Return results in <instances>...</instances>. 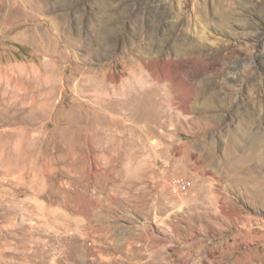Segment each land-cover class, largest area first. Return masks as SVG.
I'll list each match as a JSON object with an SVG mask.
<instances>
[{"label": "rangeland", "instance_id": "rangeland-1", "mask_svg": "<svg viewBox=\"0 0 264 264\" xmlns=\"http://www.w3.org/2000/svg\"><path fill=\"white\" fill-rule=\"evenodd\" d=\"M255 117L264 153V0H0V264H264V178L204 161Z\"/></svg>", "mask_w": 264, "mask_h": 264}, {"label": "bare ground", "instance_id": "bare-ground-1", "mask_svg": "<svg viewBox=\"0 0 264 264\" xmlns=\"http://www.w3.org/2000/svg\"><path fill=\"white\" fill-rule=\"evenodd\" d=\"M104 30H106V28H104ZM160 46L161 45L158 43L155 49L153 43L149 41L146 45L142 46L143 50L140 49L144 53L143 58L146 65L150 66L151 63L153 64V68L149 67V75L153 76L155 80H169L170 84H166L169 91H182L181 96L178 95L180 99L177 97L176 103L183 106L182 101L195 99L194 103L192 102V104L187 105V107L199 111V106L196 105L195 102H198L199 99L204 97L203 92H208L209 83L207 81H196L194 83L195 77L191 70L186 72L183 79H179L177 76L173 77L171 71H169L171 66L183 61L192 60L194 55H190L184 51L186 48L185 44L180 45V47L173 46L170 51H165L164 48H160ZM135 48L131 47L132 50ZM159 65L164 68V74L160 73L158 68ZM137 74V78L139 79L136 86H138L139 90L141 87H144L145 81H149V78L145 76L140 66H137ZM169 98L170 97L167 96V99ZM211 106L212 105H209L208 107ZM203 120V116H197L195 118L196 125L203 128L206 123ZM257 127L258 120L255 117L251 118L248 123H241V125L233 131L229 130L221 159L218 160L214 158L210 160L213 158V155L208 152L207 158L210 159H205L204 161L206 163L210 161L208 165L220 169L218 177L221 180L235 179L238 182L247 183L248 181L255 182L260 178H264V153L261 152L260 148L263 145V141H261L262 133L257 130ZM203 145L212 148L209 142H203ZM259 186V190L264 189V185L260 184Z\"/></svg>", "mask_w": 264, "mask_h": 264}]
</instances>
